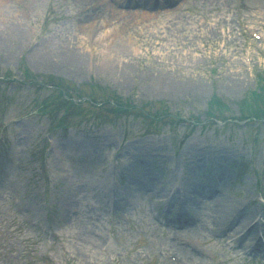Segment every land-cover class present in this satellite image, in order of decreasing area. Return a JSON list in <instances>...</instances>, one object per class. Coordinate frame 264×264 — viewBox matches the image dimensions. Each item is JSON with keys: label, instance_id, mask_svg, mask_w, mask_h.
Instances as JSON below:
<instances>
[{"label": "rangeland", "instance_id": "1", "mask_svg": "<svg viewBox=\"0 0 264 264\" xmlns=\"http://www.w3.org/2000/svg\"><path fill=\"white\" fill-rule=\"evenodd\" d=\"M0 9V264H264V0Z\"/></svg>", "mask_w": 264, "mask_h": 264}, {"label": "bare ground", "instance_id": "2", "mask_svg": "<svg viewBox=\"0 0 264 264\" xmlns=\"http://www.w3.org/2000/svg\"><path fill=\"white\" fill-rule=\"evenodd\" d=\"M117 1H119V0H117ZM0 12L2 13V9H0ZM2 32H4V31H2ZM18 31H17V28H16V30H15V33H17ZM1 35L2 36H4V34H2L1 33ZM106 38V37H105ZM54 55H57V58H59V60H61L62 62H65V61H71L73 58H74V56H73V54H71V55H63L61 52H59V53H53ZM64 58V59H63ZM42 59V58H41ZM49 59V58H48ZM43 60V59H42ZM51 62H52V60H51ZM47 63H49V62H47L46 61V64ZM192 145H188L187 147H185L184 148V150L186 151V152H189L191 155H195L194 157V160H196L197 159V155H198V152L199 151H197L194 147L193 148H189V147H191ZM204 163H205V165H206V167L208 168V167H215V166H217L218 165V159L217 160H212V159H207V158H205L204 159ZM182 199H181V202L184 204L183 206H186V205H189V202H190V200H188L187 198H183V197H181ZM64 205H65V201L63 200L62 202H61V207H64ZM61 211H62V213H64L65 212V208H62L61 209ZM64 211V212H63ZM183 213H184V211L183 210H180L179 209V214L176 216V217H178V218H182L183 217ZM229 214H228V211H226V210H223L222 211V213H221V215H220V219H222V218H225L226 219V217L228 216ZM75 218H77V217H75ZM242 220V221H241ZM238 222H240L239 223V227L241 228V229H244V228H246L247 226H249L250 224H251V221L249 220V221H246V217H245V215L244 214H242V216H240V218L238 219ZM240 228H239V230H240ZM255 226H250V228L248 229L249 231L248 232H252V231H254L255 230ZM256 231V230H255ZM254 231V232H255ZM254 232H252V233H254ZM251 233V234H252ZM246 234H247V232H246ZM253 248H255V249H258V246H257V244H255L254 246H253ZM176 250H177V253H178V255H179V257H180V259L182 260V261H184L186 264H201L202 263V260L200 259V257H199V255H197V254H195V253H193V252H191L190 250H188L187 248H184V247H181L180 245H179V247H177L176 248ZM260 250H261V247H260Z\"/></svg>", "mask_w": 264, "mask_h": 264}]
</instances>
